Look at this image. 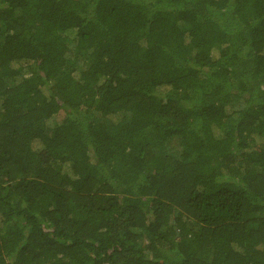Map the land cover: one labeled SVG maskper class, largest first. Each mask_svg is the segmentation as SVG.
<instances>
[{
  "label": "trees",
  "instance_id": "16d2710c",
  "mask_svg": "<svg viewBox=\"0 0 264 264\" xmlns=\"http://www.w3.org/2000/svg\"><path fill=\"white\" fill-rule=\"evenodd\" d=\"M0 264H264V0H0Z\"/></svg>",
  "mask_w": 264,
  "mask_h": 264
},
{
  "label": "rangeland",
  "instance_id": "374dc122",
  "mask_svg": "<svg viewBox=\"0 0 264 264\" xmlns=\"http://www.w3.org/2000/svg\"><path fill=\"white\" fill-rule=\"evenodd\" d=\"M239 102H240V104H241V102H242V100H239ZM238 106V105H237ZM57 120V119H59V115H57V116H54L52 119H49L48 121H47V124H49V125H51V124H53L54 123V120L55 119ZM170 147L171 146H174L175 148H177V149H181V147L179 146V143L177 142V140L175 139V138H172L170 141Z\"/></svg>",
  "mask_w": 264,
  "mask_h": 264
}]
</instances>
